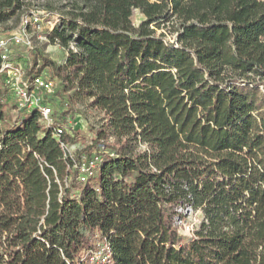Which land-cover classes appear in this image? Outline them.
Listing matches in <instances>:
<instances>
[{"label":"trees","instance_id":"1","mask_svg":"<svg viewBox=\"0 0 264 264\" xmlns=\"http://www.w3.org/2000/svg\"><path fill=\"white\" fill-rule=\"evenodd\" d=\"M34 1L66 56L27 75L65 109L17 110L0 73V264H264V0H0V22Z\"/></svg>","mask_w":264,"mask_h":264},{"label":"built area","instance_id":"2","mask_svg":"<svg viewBox=\"0 0 264 264\" xmlns=\"http://www.w3.org/2000/svg\"><path fill=\"white\" fill-rule=\"evenodd\" d=\"M41 19L39 14L32 12L22 17L21 31H14L10 35L0 34V73H4L5 75V85L13 95V101L17 105V110L37 109L41 114L42 123L49 126L52 124L51 115L53 107L47 100V95L55 92L56 82L51 78H45L43 75L29 77L27 75V68L31 65L30 61L28 59L12 57L14 46L25 47L27 50L33 49V40L29 36L28 27L36 26L39 28L41 26ZM2 29L3 23L0 22V30ZM68 126L65 129L59 128L56 135H62L64 130L69 131ZM85 178L83 176L82 180ZM179 211L185 215L184 218L179 217L177 219V224L180 228L187 225L186 220L189 215L199 212L194 210L192 206L181 208ZM196 227L197 225H191L189 229L193 233ZM107 258L106 248L103 247L95 253L91 264H99L101 261H106Z\"/></svg>","mask_w":264,"mask_h":264},{"label":"rangeland","instance_id":"3","mask_svg":"<svg viewBox=\"0 0 264 264\" xmlns=\"http://www.w3.org/2000/svg\"><path fill=\"white\" fill-rule=\"evenodd\" d=\"M25 2H28L30 0H24ZM30 12H35L37 14H39L41 16V26L39 28L35 27V26H31L28 27V33L29 36L32 38L33 40V49H26L23 48V50L25 51V56L23 57V59L25 60H32L33 54L32 51H36L37 48L44 50V52L50 56L51 58L57 60L60 63L64 62L65 56H66V52L65 50L58 44H51L47 41V38L44 36L43 31L44 27L50 26L53 27L56 23V21H58V17L54 16L53 18H49L47 16V10L45 7V4L43 2H39V1H34L32 2V4L29 6L28 9ZM24 12H19L18 14H16L15 16L10 17L9 19H7L6 21H4L3 24V28L6 27H12L13 32H18L21 31V22H22V17L24 15ZM137 18V23L140 22V18H141V14L140 12H137L136 15ZM5 34V33H4ZM23 51V52H24ZM58 52V53H57ZM47 75H49V70H47ZM2 96L6 97V94L4 92V87L2 86ZM12 100H10V102H8V107H10ZM53 109L57 110V111H62L65 108L60 106L58 103H53ZM69 127L70 126H74L75 129L78 130H84L86 128V120L84 118L81 117V115H77L75 118H70L69 122H68ZM82 140H78L77 143L72 144L69 146V151L74 153L77 148L81 145ZM202 219V214L200 212H196L192 215H189V217L187 218L186 222L187 225L181 227V231L184 235L190 236L192 235V231L191 229H189V227L191 225H198L199 222ZM188 227V228H187Z\"/></svg>","mask_w":264,"mask_h":264},{"label":"bare ground","instance_id":"4","mask_svg":"<svg viewBox=\"0 0 264 264\" xmlns=\"http://www.w3.org/2000/svg\"><path fill=\"white\" fill-rule=\"evenodd\" d=\"M58 53V52H57Z\"/></svg>","mask_w":264,"mask_h":264}]
</instances>
